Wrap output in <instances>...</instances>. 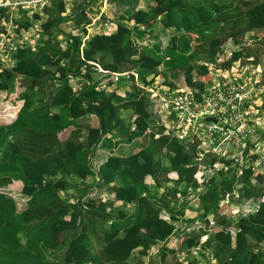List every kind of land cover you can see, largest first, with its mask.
<instances>
[{
    "label": "trees",
    "instance_id": "trees-1",
    "mask_svg": "<svg viewBox=\"0 0 264 264\" xmlns=\"http://www.w3.org/2000/svg\"><path fill=\"white\" fill-rule=\"evenodd\" d=\"M141 1L111 0L115 31L91 37L87 27L93 20L86 3L67 15L66 0H49L33 19L19 8V20L9 7L0 8V25L11 22L19 33L37 22L42 28L34 49H18L11 68L0 63V94L14 96L20 80L54 83L46 94L26 86L17 95L23 105L16 121L0 125V264H146L143 258L157 245H162L161 264H183L168 263L167 257L200 245L217 264H264V202L234 221L220 212L228 197L237 196L240 205L262 199L264 187L253 182V171L246 170L241 178L235 170L212 177L196 210L182 202L181 197L201 188L197 146L169 136L156 138L161 130L155 128L149 94H142L137 85L150 86L159 76L174 88L175 76L182 73L184 87L203 90L209 65L223 54L225 36L237 42L241 36L264 33V0H143V7ZM71 22L81 28L80 34L62 28ZM157 25L161 33L154 31ZM256 53L251 48L233 52L222 67L251 58L255 65L262 64ZM115 75H122L117 89L102 88ZM121 89L123 95L117 92ZM90 116L98 125L83 134L75 126ZM71 127L76 130L62 139ZM137 143L142 146L135 150ZM125 144L133 145L130 154L117 151ZM99 149L108 156L95 170L92 159ZM171 173L177 180H170ZM14 182H21L26 204L1 193ZM78 182L82 191L73 204L71 196L61 193L79 192ZM170 182L174 187L169 195L160 196ZM94 189L97 195L104 190L114 195V201L84 200ZM116 201L122 205L115 208ZM127 206L133 207L132 213L126 212ZM187 210L200 212L199 220L207 226L213 216L221 229L211 236L201 229L178 250L169 248L166 244ZM204 236L209 238L200 244ZM93 241L102 242V249ZM188 260L202 264L198 258Z\"/></svg>",
    "mask_w": 264,
    "mask_h": 264
},
{
    "label": "built area",
    "instance_id": "built-area-1",
    "mask_svg": "<svg viewBox=\"0 0 264 264\" xmlns=\"http://www.w3.org/2000/svg\"><path fill=\"white\" fill-rule=\"evenodd\" d=\"M48 3L49 0H0V8L35 13ZM28 31L22 30L17 38L9 32L0 35V63L11 68L18 49L35 48L32 40L23 39ZM224 61L219 58L216 64L209 65L203 90L171 88L160 77L147 87L137 84L142 94H149L155 128L161 130L156 138L169 136L197 146L196 179L201 185L215 173L234 167L254 171L255 166L264 164V68L262 64L255 65L253 58L246 65L238 61L226 69L221 64ZM115 76L118 79L122 75ZM211 159L216 161L205 164ZM260 174L264 176V171Z\"/></svg>",
    "mask_w": 264,
    "mask_h": 264
},
{
    "label": "rangeland",
    "instance_id": "rangeland-1",
    "mask_svg": "<svg viewBox=\"0 0 264 264\" xmlns=\"http://www.w3.org/2000/svg\"><path fill=\"white\" fill-rule=\"evenodd\" d=\"M17 1V0H15ZM73 1H76L78 4H82V3H86V1L88 2V0H66L67 3V15H71L72 14V5H73ZM111 0H108V3L106 4L104 2V0H99V6L97 5L95 8H100V5L103 6V9L106 11H102V9H100V15L103 14L101 17L100 15H96L97 11H93V15L91 11H88L89 16L92 17L93 23L87 27V30L89 32V37L91 35H95L97 33L101 34V33H106V34H110L112 32L115 31L116 29V19L114 17L115 15V9L114 7L111 6L110 4ZM142 5L144 6V1L142 0ZM142 6V7H143ZM88 9V8H87ZM12 16L13 18H16L17 20L20 19V15H18L19 11L15 9H12ZM14 10V11H13ZM24 10V9H21ZM43 9H38L35 13H29V11H27V16L31 19L34 18V14L37 13H41ZM90 10V8L88 9ZM45 20V18L43 19ZM81 22V21H80ZM4 28L5 31H2V29ZM68 34H72V35H76V34H80V30L81 28L79 26H77L75 23L71 22L68 23L66 25H64L62 27ZM41 22H37L35 23V25L33 26V28L28 31L25 32L27 34H23V39H27V40H32L34 42V45H36V42H38L37 40L40 38V30H41ZM154 31L156 33H161V26L157 25L154 28ZM7 32H9L12 36L14 37H18L20 35L19 32H17V27H15L13 25V23H3L2 25H0V35H6ZM22 32V31H21ZM168 35H170V32L167 33ZM264 38V33H257V34H247L244 36H241L239 38H237V42L234 41V37H230V36H225L222 40V46H223V54H220L219 58L225 60L224 63L221 64H225L227 63L230 58H231V54L233 52L236 51H240V50H244L247 48H251L254 51H256L257 55L259 56V58H257L255 56L256 59L260 60V62L262 63V66L264 68V43H262ZM225 39H228V41L226 42ZM255 39V40H254ZM60 40L62 41V46L63 48H65V43L63 41V37L60 38ZM224 42H226L224 44ZM148 44V41L145 43ZM133 47L135 48V45H133ZM242 63H245L243 65H246L248 63V61L246 59H242L241 61ZM172 76V75H171ZM159 77V76H158ZM157 77V78H158ZM160 79L164 80L162 77H160ZM170 80L172 81L171 77ZM117 82L116 77H114L111 80H105L103 82L102 88H106L108 91H115L117 89L115 83ZM177 86L180 87H184L185 86V82H184V77L182 73H178L177 76H175V79L173 81ZM27 84V85H26ZM25 84V82L23 80L18 81L17 83V93L14 96H8L6 93H1L0 94V119L2 120L3 118H6L5 123H0V125H6L9 124L12 116L15 114H18L19 110L21 109L23 102L19 101V99L17 98V95L27 89L26 86L30 89H34V88H38L42 94H46L49 90H51V88L53 87L54 83L53 82H27ZM74 89H77V84L73 81L72 82ZM114 84V85H113ZM79 88V87H78ZM139 90H141V88L138 86ZM142 91V90H141ZM117 92H119V94L123 95L124 94V90H117ZM143 92V91H142ZM10 116V117H8ZM15 117V116H14ZM87 122L90 123L91 125H94V119L89 118L87 119ZM88 125L85 126H80V128L85 129ZM147 140V137L142 138L139 140L140 143H144ZM137 147L135 150H138L139 148H141V144L137 143ZM133 151V145H122L120 150L118 151L119 153H123V154H130ZM252 169V168H251ZM230 170H235L236 171V177L237 178H241L246 170V168H242V169H237V168H231ZM253 171V170H252ZM260 171H264V164L256 167L255 166V170L253 171L254 175H253V182H258L260 185H262V187H264V176L262 177L260 174ZM229 172V171H228ZM220 173H227V172H219V173H215L214 176H216L217 174ZM213 176V177H214ZM170 180H177V176L173 173L170 174L169 176ZM262 178V181H261ZM88 183L91 184L93 182V179H88ZM147 183L148 184H153V180L152 178H148L147 179ZM88 184V185H89ZM174 187V184L172 182L169 183V185L167 186V190L160 191V196L164 195L167 196L169 195V192L172 190V188ZM207 187V184H202L200 190L196 191H190V193L187 195L186 198H182L181 197V201L187 202L189 204V206L193 207L195 209L198 208L200 206L199 203V195L200 193ZM92 190H89V192H91ZM1 193H4L6 195H8L7 198H11L14 201L18 202L19 204H23L24 200H26L25 198H23L20 194V185H14L12 184L11 188L6 189V190H2ZM9 194H12L13 196L17 197V199H14L12 197V195L10 196ZM237 196L233 197H228L227 200L223 203H221L220 205V212L225 215V217L229 220H238L239 216H247L252 214L253 212L256 211V209L258 208V205L260 202H264V196L262 197V199L260 200H256V201H250L245 203L244 205H240V204H236L237 201ZM21 199V200H20ZM167 199V198H166ZM97 200H101L102 202H108L105 200V198L102 199H97ZM117 202V201H116ZM233 202V203H232ZM5 203V202H4ZM17 203V204H18ZM117 206H120L118 203H116L115 208H117ZM133 207L131 206H127L126 208V212H131L132 213ZM196 210V209H195ZM199 216H200V212H194L191 210H187L185 213V217L183 218L182 221L177 223V232L176 235H174L166 245H168L169 248H175V249H179L181 244L183 243L184 240H186L187 238H189L190 236H193L195 234H197L199 232V230L201 229H206L209 232V236H211L212 234L216 233L217 231H219L221 228H219L215 222V218L213 216L209 217V225L207 226V224H205L204 222L199 220ZM162 218L170 221L169 219V215L166 213H162L161 215ZM191 219H193V223H189L188 221H190ZM187 222L189 224H187ZM231 231H233L235 233V228L231 227ZM209 236H204L201 239V243L203 244L205 243ZM93 244L95 247H97L99 250L102 249L103 247V243L102 242H96L93 241ZM162 245H157L155 247H153L148 254L143 258L144 262L146 264H161L160 261V249H161ZM201 245L197 248H193L191 250V252L189 253L187 250H185L184 252H178L176 255H172L170 254L167 257V262L168 263H183V264H187V262L189 261L188 259L191 258H198L199 261H202V264H217L216 261L214 260L212 254L209 251H206L205 253H203L201 251ZM262 249L264 250V245L262 247ZM138 251L135 252V254H137Z\"/></svg>",
    "mask_w": 264,
    "mask_h": 264
},
{
    "label": "crops",
    "instance_id": "crops-1",
    "mask_svg": "<svg viewBox=\"0 0 264 264\" xmlns=\"http://www.w3.org/2000/svg\"><path fill=\"white\" fill-rule=\"evenodd\" d=\"M98 1L99 0H88V2L86 1V8H90V10H88V9H86V11H87V15H88V17H90L91 19H92V17L91 16H89V14H88V11H91V10H95V11H97V13H96V15H100V9H102V11H106V9L104 10L103 9V6L102 5H100V8H95L97 5L99 6V3H98ZM142 1H141V7L143 6L142 5ZM78 5H80V3L78 4L76 1H73V5H72V11H73V8L75 7V6H78ZM92 12V11H91ZM92 15H93V12H92ZM102 15H104L103 14V12H102V14L100 15V17L102 16ZM97 34H99V33H97ZM104 34H106V33H104ZM96 35V34H95ZM91 36H93V35H91ZM90 36V37H91ZM20 111V110H19ZM19 113V112H18ZM17 116H18V114H15V118L14 119H12V123L13 122H15L16 121V119H17ZM89 118H92V119H94V125H91L90 123H88L87 122V119H89ZM6 119H7V117L6 118H3L2 120L0 119V123H5V121H6ZM85 125H88L85 129H82V128H80V126H85ZM97 125H98V120H97V118L96 117H94V116H90V117H87V118H84V119H82V120H80L79 122H78V124L75 126V128L77 129V128H79V130H82L83 131V134H85V132H86V130H87V128L88 127H97ZM74 127H71L70 129H68V130H66L60 137L62 138V139H67V138H69L70 137V135L76 130ZM120 148H121V146L119 147V149L117 150V151H119L120 150ZM107 156H108V153H106L105 151H103V150H98L97 151V154H96V156H94V158L92 159V164L94 165V169L95 170H97L99 167H100V165L102 164V162H104L106 159H107ZM98 180V184H99V179H97ZM77 181L78 180H76V183H77ZM89 181V180H88ZM87 181V182H88ZM14 185H20V191H21V187H22V184H21V182H14ZM80 188H79V192H77V191H75V189H73V190H71V191H66V193L64 194L63 193V196L66 198L68 195L69 196H71V198H69V200L73 203V204H75L77 201H79V196H80V192L82 191V189H81V187H82V185H81V182H78V184H77ZM12 186V185H11ZM11 186L9 187V188H11ZM97 193H98V190L97 189H94V190H92L91 192H89L88 193V195L85 197V199L84 200H87V199H102V198H105V200L106 201H114V195H110V194H108V192L107 191H103L100 195H97ZM10 196L12 195V194H9ZM19 195H21V194H19ZM12 197L14 198V199H17V197H15V196H13L12 195ZM21 200V199H20ZM28 201V199H26V200H24V203L23 204H26V202ZM18 203V202H17ZM116 203H118L120 206L122 205V202H115V205H116ZM19 204V203H18ZM21 205V204H20ZM120 206H117V207H120Z\"/></svg>",
    "mask_w": 264,
    "mask_h": 264
},
{
    "label": "clouds",
    "instance_id": "clouds-1",
    "mask_svg": "<svg viewBox=\"0 0 264 264\" xmlns=\"http://www.w3.org/2000/svg\"><path fill=\"white\" fill-rule=\"evenodd\" d=\"M31 29H32V28H31ZM31 29H30V30H31ZM30 30H29V31H30ZM8 117H10V116H8ZM14 118H15V117H14ZM14 118H10V119H11L10 123H9V124H6V125H10V124H12V119H14ZM61 194L63 195V193H61ZM163 219H164V218H163ZM165 220H166V219H165ZM176 225H177V224H176Z\"/></svg>",
    "mask_w": 264,
    "mask_h": 264
}]
</instances>
